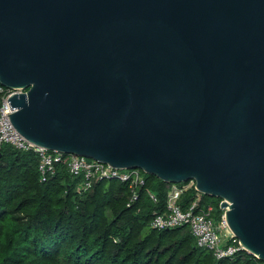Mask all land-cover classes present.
Segmentation results:
<instances>
[{
	"label": "water",
	"instance_id": "1",
	"mask_svg": "<svg viewBox=\"0 0 264 264\" xmlns=\"http://www.w3.org/2000/svg\"><path fill=\"white\" fill-rule=\"evenodd\" d=\"M0 85L25 139L194 181L264 263V0H0Z\"/></svg>",
	"mask_w": 264,
	"mask_h": 264
},
{
	"label": "trees",
	"instance_id": "2",
	"mask_svg": "<svg viewBox=\"0 0 264 264\" xmlns=\"http://www.w3.org/2000/svg\"><path fill=\"white\" fill-rule=\"evenodd\" d=\"M56 167L43 183L37 154L0 150V264H263L246 251L216 260L197 246L188 227L152 229L169 189L155 176L146 174V187L131 203L126 184L99 181L79 194L81 179L63 162ZM195 194L191 189L184 201ZM218 210L219 219V200Z\"/></svg>",
	"mask_w": 264,
	"mask_h": 264
},
{
	"label": "built area",
	"instance_id": "3",
	"mask_svg": "<svg viewBox=\"0 0 264 264\" xmlns=\"http://www.w3.org/2000/svg\"><path fill=\"white\" fill-rule=\"evenodd\" d=\"M21 92L22 90L13 91L5 87L0 88V150L4 146H11L21 152L37 154L40 180L43 183L56 174V165L63 162L67 165L71 176L81 179L77 188L79 194L88 192L97 182L105 180L126 184L130 190L131 203L139 199L141 191L147 185L146 173L142 170H119L85 157L49 151L21 136L8 116L15 111V109L11 110L8 100L16 93ZM191 189H194L196 194L191 200L185 202L184 196ZM148 194L155 204L159 202L154 194L149 191ZM203 196L196 190L194 181L169 185L165 209L154 214L150 227L157 231L188 227L197 246L211 252L216 260L233 259L241 251H246L226 223V210L221 209L223 214L216 220L213 217V205L204 201ZM222 202L223 200L219 199V206ZM246 252L250 254L248 251Z\"/></svg>",
	"mask_w": 264,
	"mask_h": 264
},
{
	"label": "rangeland",
	"instance_id": "4",
	"mask_svg": "<svg viewBox=\"0 0 264 264\" xmlns=\"http://www.w3.org/2000/svg\"><path fill=\"white\" fill-rule=\"evenodd\" d=\"M218 200L217 198H210V200L208 201V203H211L214 207V213H213V217L218 220ZM221 209V208H220Z\"/></svg>",
	"mask_w": 264,
	"mask_h": 264
}]
</instances>
